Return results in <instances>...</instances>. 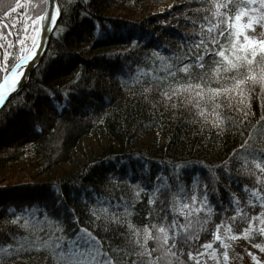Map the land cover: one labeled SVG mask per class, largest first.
<instances>
[{"label":"trees","instance_id":"obj_1","mask_svg":"<svg viewBox=\"0 0 264 264\" xmlns=\"http://www.w3.org/2000/svg\"><path fill=\"white\" fill-rule=\"evenodd\" d=\"M15 1L0 0V14ZM166 1L57 0L41 60L0 109V264H75L72 243L87 233L112 264H149L144 248L153 264H229L221 233L264 248V172L252 163L264 160V91L245 81L243 96L197 107L193 93L171 87L189 76L221 86L205 76L221 58L204 45L218 51L229 38L213 45L221 26L205 27L225 0H172L157 11ZM245 4L228 0L229 19ZM250 7L244 17L264 13L260 0ZM43 8L29 0L27 11L35 19ZM173 217L184 225L175 244L172 229L166 248L144 240L145 224Z\"/></svg>","mask_w":264,"mask_h":264},{"label":"snow or ice","instance_id":"obj_2","mask_svg":"<svg viewBox=\"0 0 264 264\" xmlns=\"http://www.w3.org/2000/svg\"><path fill=\"white\" fill-rule=\"evenodd\" d=\"M252 4V0H247V4L244 6H238L235 12L234 17L229 19L228 9V0H225L223 5L217 4L214 6V16L221 17L220 20H217L216 24L213 25H205L208 27L210 32L216 31V25H220L221 29L218 33L213 36L211 42L213 45H217L219 37H222L227 33L228 40L222 44H219V50L217 51L216 48H208L207 45L204 47L207 49L208 52H214L217 57L221 59L214 61V67L211 69V73H206L205 76L211 75L212 79H215L218 83L223 81L224 83L221 84L219 87L210 88L206 87L205 84L201 82H192L191 76H189V80L187 83H177L174 85H170L171 87L179 90V91H189L193 93L196 97V106L199 107V102L201 101H210L212 102L214 107H217L216 100L219 99L222 95L231 99V97L235 96L239 93L241 96L244 95V85L245 81L250 83L259 82L261 84V90L264 91V67H261V64H264V41H258L256 44L258 47H254L252 42L250 41V37L247 35H243L244 43H238V38L242 34L243 30L246 27H251L253 21L257 23L264 22V13H261L259 17H251L249 16L247 22H241V17L248 14L249 11H254L250 7ZM260 5L264 6V0H260ZM223 7L226 9L223 13H221L220 8ZM57 16V12L53 11L51 7H49L43 15L37 16L35 18L36 21L42 22L43 20L47 19L49 21H55ZM207 19V17H205ZM226 25L227 27H224ZM46 26V25H44ZM39 27L34 28V31H40ZM231 44L230 48L226 49V45ZM33 45H35V40L33 39ZM259 50L260 56L257 57V51ZM7 56V53H5ZM32 55L31 51L26 53V56ZM204 54L196 57V64L200 68H204V65L201 63L202 56ZM26 56H21L19 59L22 61L26 58ZM189 65L184 64L180 66V71L185 73L189 72ZM17 68L16 64L12 65L13 74L12 80L5 76L2 83H0V103H3L4 100V92L8 91L12 88L13 82L15 80V70ZM253 68H257V71H253ZM169 73V75L174 74ZM246 73V75H245ZM205 77L202 76L201 80H204ZM206 98V100H205ZM189 100H192V97H189ZM203 114V113H201ZM213 115L216 113L213 112ZM217 122H219V117H217ZM247 162V161H246ZM256 169H260L261 172H264V160H261L259 156L252 160ZM257 179L259 180L260 177L258 176ZM253 195L258 196L259 194L256 192V189L253 188L252 190ZM192 204L195 205L197 203L195 195L191 197ZM262 206H264V200L260 201ZM148 203H152V197H149ZM249 203H252L251 197L249 198ZM200 204L205 205L207 201L202 199ZM184 209L188 210V214L191 215L193 209L189 207L187 203L183 205ZM195 211H200L199 208H195ZM206 211L210 212V209H205ZM254 219L256 217H253ZM189 223H192L189 221ZM199 223V221H196ZM223 223V221L221 222ZM261 224H264V218L260 220ZM249 228L246 229V232L250 231L252 226L251 220L248 221ZM184 227V225H179L178 221L173 217L170 222L166 220H162L157 226V224H152L151 227L145 224L143 226V238L147 240L149 238L155 240L157 242V250L163 249L169 246L168 244V233L169 229H172V243L175 244V236L176 232L175 229L177 227ZM129 229H133L134 225L129 223ZM220 225H217L219 228ZM155 230V231H153ZM261 234H264V227L258 229ZM88 240H81V243L77 244L75 242L72 243V248L78 251V257L74 256L75 264H112V260L110 257H107L105 253L101 256L100 252L98 251V242L95 241V238L91 236L90 233H87ZM133 235L137 236L135 241L136 244L144 247L142 241L139 239L140 236V229H136L133 232ZM79 236V234H78ZM216 239H220V237H216ZM210 244L206 243L203 247H209ZM264 250V249H262ZM145 253L149 256V264H153V259L151 253L144 248ZM192 253H189V258H191ZM253 259L256 257L253 255ZM259 264V261H257Z\"/></svg>","mask_w":264,"mask_h":264},{"label":"rangeland","instance_id":"obj_3","mask_svg":"<svg viewBox=\"0 0 264 264\" xmlns=\"http://www.w3.org/2000/svg\"><path fill=\"white\" fill-rule=\"evenodd\" d=\"M171 2L172 0H167L166 3L159 6L157 11H162L164 5L168 6ZM28 3L29 0H16L0 14L8 21L10 25L9 28H11L15 34H20V55L28 49L35 32L34 26L36 20L33 19L27 11ZM241 20L246 23L248 18L243 16ZM1 25L2 22H0V66L5 67L12 46V36L5 25L3 24L5 31H3ZM243 31L244 34L249 36L250 40L256 44V42L264 39V22H253L251 27H246ZM5 53H7V56ZM1 76L2 69H0V79ZM221 237L227 249L229 264H257V261L264 264V250H262L264 248L258 249L246 243L243 239L228 238L224 233H221ZM253 255L256 259H253Z\"/></svg>","mask_w":264,"mask_h":264},{"label":"water","instance_id":"obj_4","mask_svg":"<svg viewBox=\"0 0 264 264\" xmlns=\"http://www.w3.org/2000/svg\"><path fill=\"white\" fill-rule=\"evenodd\" d=\"M49 7H51L53 11L57 12L56 19L55 21H49L45 19L42 22H35L34 28L39 27L41 29L40 31L34 32L33 39L35 40V45H33L32 43V46L27 49L22 55H20V57L26 56V53L29 51H31L32 55L26 56V58L22 61L18 59L14 63L17 65V68L15 70V80L13 82L12 88L4 92V100L3 103H0V109L5 105L9 98L14 96L16 93H19L24 88L32 70L39 63L45 52L51 32L54 29L55 24L60 15V8L57 0H44V8L43 11L39 14V16L43 15ZM2 23H5L7 25V22L5 20L2 21ZM12 74L13 69L11 66L6 73H2L0 83L3 82L5 76H8V78L12 80Z\"/></svg>","mask_w":264,"mask_h":264},{"label":"bare ground","instance_id":"obj_5","mask_svg":"<svg viewBox=\"0 0 264 264\" xmlns=\"http://www.w3.org/2000/svg\"><path fill=\"white\" fill-rule=\"evenodd\" d=\"M6 21L7 25L5 23H2L5 25L6 29L8 30V32L11 34L12 36V46L10 49V54L9 57L7 59V63L6 66H0V69H2V73H6L10 67L20 58V43H19V38H20V34H15L10 27L8 21L4 18L3 15H0V22L2 21ZM9 25V26H8ZM33 40L30 43L28 49L32 46Z\"/></svg>","mask_w":264,"mask_h":264}]
</instances>
